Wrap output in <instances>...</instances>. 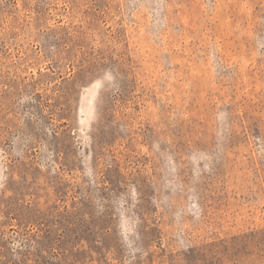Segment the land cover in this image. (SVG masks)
Listing matches in <instances>:
<instances>
[{"label":"rangeland","instance_id":"rangeland-1","mask_svg":"<svg viewBox=\"0 0 264 264\" xmlns=\"http://www.w3.org/2000/svg\"><path fill=\"white\" fill-rule=\"evenodd\" d=\"M0 264H264V0H0Z\"/></svg>","mask_w":264,"mask_h":264}]
</instances>
